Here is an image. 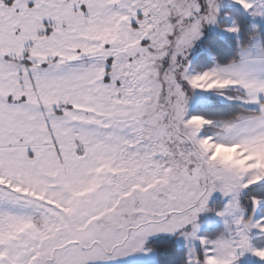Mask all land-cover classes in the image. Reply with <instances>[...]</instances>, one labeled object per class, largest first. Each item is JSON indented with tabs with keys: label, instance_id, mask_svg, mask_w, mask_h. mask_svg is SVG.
Listing matches in <instances>:
<instances>
[{
	"label": "snow or ice",
	"instance_id": "obj_1",
	"mask_svg": "<svg viewBox=\"0 0 264 264\" xmlns=\"http://www.w3.org/2000/svg\"><path fill=\"white\" fill-rule=\"evenodd\" d=\"M0 264H264V0H0Z\"/></svg>",
	"mask_w": 264,
	"mask_h": 264
}]
</instances>
